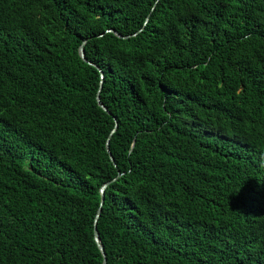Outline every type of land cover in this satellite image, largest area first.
Segmentation results:
<instances>
[{
    "label": "trees",
    "instance_id": "16d2710c",
    "mask_svg": "<svg viewBox=\"0 0 264 264\" xmlns=\"http://www.w3.org/2000/svg\"><path fill=\"white\" fill-rule=\"evenodd\" d=\"M110 180L108 264H264V0H0V264H104Z\"/></svg>",
    "mask_w": 264,
    "mask_h": 264
},
{
    "label": "water",
    "instance_id": "95a60500",
    "mask_svg": "<svg viewBox=\"0 0 264 264\" xmlns=\"http://www.w3.org/2000/svg\"><path fill=\"white\" fill-rule=\"evenodd\" d=\"M112 31H114V30H112ZM116 33H117V32H116ZM117 34H118L119 36H121L119 33H117ZM86 42H87V41L85 40V41L80 45L79 53H80V56L82 57V59H83L84 61H86L87 63H89V64H91V65L96 66V67L99 69V71H100V73H101V83H100V88H99V91H98L97 99H98V103L100 104V106H101L104 110L108 111V108H107L106 105L102 102V100H101V96H100V92H101V90H102L103 81H104V71H103L98 65H96L95 63H93L92 61H90V60L87 58V56H86V51H85V44H86ZM108 112L110 113V111H108ZM117 126H118V123H116V128H117ZM116 128L113 129V132L116 130ZM107 150H108V152H109V154H110V157H111L112 161L115 162V158H114V156H113V154H112V152H111V150H110V138H109L108 141H107ZM115 179H116V178H115ZM115 179H113V180H115ZM113 180L107 181V182L101 187V189H100V191H101V195H102V197H101V206H100V208H99V210H98V212H97V214H96V218H95V229H94V235H95L96 242H97L99 248L101 249V251H102V253H103V255H104V264H108V261H107V254H106V252H105V248H104V245H103V243H102V240H101V237H100V233H99V230H98V220H99V218H100V216H101L102 206H103V204H104V202H105V191H106V188H107V186H108Z\"/></svg>",
    "mask_w": 264,
    "mask_h": 264
}]
</instances>
